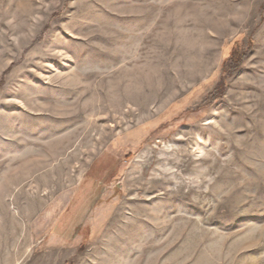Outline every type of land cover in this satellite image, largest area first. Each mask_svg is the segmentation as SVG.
<instances>
[{
	"label": "rangeland",
	"instance_id": "obj_1",
	"mask_svg": "<svg viewBox=\"0 0 264 264\" xmlns=\"http://www.w3.org/2000/svg\"><path fill=\"white\" fill-rule=\"evenodd\" d=\"M0 264H264V0H0Z\"/></svg>",
	"mask_w": 264,
	"mask_h": 264
}]
</instances>
